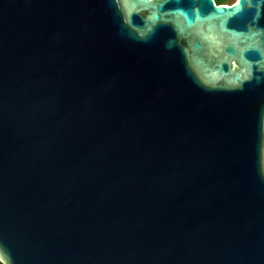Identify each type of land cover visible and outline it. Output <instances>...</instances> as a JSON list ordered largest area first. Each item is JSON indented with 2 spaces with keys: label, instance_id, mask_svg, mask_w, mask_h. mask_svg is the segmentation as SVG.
<instances>
[{
  "label": "water",
  "instance_id": "95a60500",
  "mask_svg": "<svg viewBox=\"0 0 264 264\" xmlns=\"http://www.w3.org/2000/svg\"><path fill=\"white\" fill-rule=\"evenodd\" d=\"M0 251L264 264V0H0Z\"/></svg>",
  "mask_w": 264,
  "mask_h": 264
},
{
  "label": "trees",
  "instance_id": "16d2710c",
  "mask_svg": "<svg viewBox=\"0 0 264 264\" xmlns=\"http://www.w3.org/2000/svg\"><path fill=\"white\" fill-rule=\"evenodd\" d=\"M236 0H214L215 4L218 6H227L235 3Z\"/></svg>",
  "mask_w": 264,
  "mask_h": 264
},
{
  "label": "snow or ice",
  "instance_id": "6c2138e0",
  "mask_svg": "<svg viewBox=\"0 0 264 264\" xmlns=\"http://www.w3.org/2000/svg\"><path fill=\"white\" fill-rule=\"evenodd\" d=\"M148 2L149 0H144V4L145 6H148ZM134 7V6H133ZM150 19V18H149ZM141 36L144 35V33H140ZM0 264H5V261H4V256H3V252L0 251Z\"/></svg>",
  "mask_w": 264,
  "mask_h": 264
}]
</instances>
